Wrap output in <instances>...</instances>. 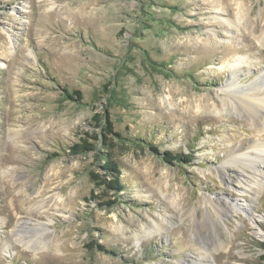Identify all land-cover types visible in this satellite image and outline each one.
<instances>
[{
	"label": "rangeland",
	"instance_id": "1",
	"mask_svg": "<svg viewBox=\"0 0 264 264\" xmlns=\"http://www.w3.org/2000/svg\"><path fill=\"white\" fill-rule=\"evenodd\" d=\"M236 68L264 100V0H0V264H264V191L221 171L264 150V117L225 88ZM106 113L119 196L69 149Z\"/></svg>",
	"mask_w": 264,
	"mask_h": 264
},
{
	"label": "trees",
	"instance_id": "2",
	"mask_svg": "<svg viewBox=\"0 0 264 264\" xmlns=\"http://www.w3.org/2000/svg\"><path fill=\"white\" fill-rule=\"evenodd\" d=\"M105 90H106V97L108 98L111 107H114L115 105H121L123 107L126 106L127 99L125 96H122L121 94L117 93L115 90H107V87H105ZM63 92L68 100L77 103L83 101V94L80 91H76L68 87H64ZM93 120L95 121V125L97 126V128H101V133L100 134L96 133L95 135L86 134L87 138L80 139V143H76L69 148L70 153L74 156H79V155H86L90 152H95V158L97 159V161L105 162L102 169L104 170L105 176L107 177L105 178L100 175H92L93 181L97 186L99 187L105 186L107 190H112L116 192L117 196H119L120 193L125 192L127 190L121 178L122 169L118 164V162L114 160L113 156L109 152L107 153L99 149V147H103V149L109 150L108 143L111 141L110 136L113 134V130H114L110 114L109 113L96 114L93 117ZM164 160H166L169 163L172 162L183 163V161L189 162V157L186 156L183 158V156L180 153L169 152L165 154ZM112 204H115L114 201H112ZM102 205L104 206V204ZM261 248L264 251V244L262 245ZM100 249L105 250L104 247H100ZM107 251L109 253L115 254L111 250H107ZM261 261L264 263V254L261 256Z\"/></svg>",
	"mask_w": 264,
	"mask_h": 264
},
{
	"label": "bare ground",
	"instance_id": "3",
	"mask_svg": "<svg viewBox=\"0 0 264 264\" xmlns=\"http://www.w3.org/2000/svg\"><path fill=\"white\" fill-rule=\"evenodd\" d=\"M244 59L245 58H243L242 60H244ZM224 68L225 67L222 66L221 70ZM237 72H239L238 69L237 68L234 69V71L231 75V78L229 79V82L225 88L230 89L229 87H231V86L233 87L234 90H235V88H237V90L234 93L236 94V97H237V95L240 94L238 99L240 101H242L243 104H245L243 106H245L247 108V110H249L248 114H250L252 117H256V116H263L264 117V100H256V99H248L247 98L249 100V102L245 103V101H244L246 99L244 97L245 92H243V91L241 92L240 89H238V86L236 85V73ZM250 87H252V86H250ZM242 97H244V98H242ZM230 162H232L234 164L240 163L245 168H249L252 170V173H248L246 170L240 169V173H239L240 179L237 182L239 183V185L241 187H245V190H243L241 192L244 194H248V196L251 197L252 203L255 202L261 196V193L264 191V150L262 148L256 149L255 154H253V155H252V153H248V154L245 153L244 155L241 154V155L235 156L234 159L230 160L229 162H226L221 167V171H223L224 173L227 172L231 167V166H229ZM244 178H246L245 181H244ZM228 183L230 184V186L232 185L231 184L232 182L229 179H228ZM239 207L237 208V206L233 203L232 205L228 206V210L230 212H233V213L238 212L237 210H239ZM252 208H253L252 204L249 203L246 206H242V211L245 212V210H246L250 214V213H253ZM220 218H221V216H219V219ZM250 218H251V216H250ZM251 220L253 221V219H251ZM215 224H216V221L212 220V226L214 228H216ZM262 238L264 239V235H262ZM220 248H222V246ZM205 251H206V256L202 257L201 261H197L193 264H209L208 259L213 258V257H212L211 251L209 249H206Z\"/></svg>",
	"mask_w": 264,
	"mask_h": 264
}]
</instances>
